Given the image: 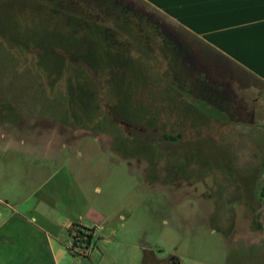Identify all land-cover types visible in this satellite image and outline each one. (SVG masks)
I'll use <instances>...</instances> for the list:
<instances>
[{
    "label": "rangeland",
    "instance_id": "rangeland-1",
    "mask_svg": "<svg viewBox=\"0 0 264 264\" xmlns=\"http://www.w3.org/2000/svg\"><path fill=\"white\" fill-rule=\"evenodd\" d=\"M105 13L76 0H0V143L10 144L0 145V193L16 191L14 206L35 195L83 224L74 245L95 242L99 264H262L264 88L229 86L248 118L207 104L201 89L192 104L172 87L174 49L195 60L174 23L153 11L175 32L171 52L136 15ZM66 39L90 67L54 49ZM199 135L206 144L179 141ZM198 144L215 157L208 171Z\"/></svg>",
    "mask_w": 264,
    "mask_h": 264
},
{
    "label": "crops",
    "instance_id": "crops-1",
    "mask_svg": "<svg viewBox=\"0 0 264 264\" xmlns=\"http://www.w3.org/2000/svg\"><path fill=\"white\" fill-rule=\"evenodd\" d=\"M143 1L179 26L184 36L180 47L187 52L193 46L194 61L209 76L228 85L241 84L242 89L254 80L264 88V0ZM236 70L242 75L232 78L229 71ZM16 193H0V264H99L90 258L95 242L85 250L74 245L76 230L87 227L52 204L39 203L34 193L32 205L26 200L11 205Z\"/></svg>",
    "mask_w": 264,
    "mask_h": 264
},
{
    "label": "flooded vegetation",
    "instance_id": "flooded-vegetation-1",
    "mask_svg": "<svg viewBox=\"0 0 264 264\" xmlns=\"http://www.w3.org/2000/svg\"><path fill=\"white\" fill-rule=\"evenodd\" d=\"M171 46H172V48H174L173 45H171ZM174 50H175V53L178 57V62L176 65H178V71L180 73V76H179L178 80H176L175 83H173V85H172L173 88H175L177 90L179 87V91L180 92L182 91V93L189 92V101L192 102V104L198 105L199 102L196 101V98H197L196 97V95H197L196 91L198 90V92H199L201 89L203 92H206V94L209 96L207 98L208 99L207 104H211V105L213 104V107L216 106L217 108H219V110H221V112L238 113L239 115H242L243 117H247V118H248V116H252V109L249 110L250 111V113H249V111H248L249 108L246 105H244V103L241 102L242 99L237 98V96H236L237 94H235L236 92L235 93L233 92L234 94L231 93L232 90L229 87L230 85H228L226 83L219 82V81L215 80L214 78H212L211 76H209L208 72H206V70H204L202 67H200L195 61L186 60V59H189L187 55L183 59H181L182 56L180 55V53H181L180 49H179V51L177 49H174ZM174 56H175V54H174ZM172 70L173 69H171V71ZM192 74H195L193 76V78L191 77ZM246 107H247V110H245ZM262 115H264L263 110H262ZM207 138H209V137H207ZM195 140H197V143L201 142L202 144H206L205 143L206 139L204 140L203 138H201L200 135L196 138H192V140H181L180 139L179 141L185 142L186 144H188V143L193 144V142ZM184 146H186V145H184ZM184 146H182V148L184 149V152H181L184 155H182L181 157H184L185 153H186L185 152L186 149L184 148ZM204 146L205 145H203L202 147H199V144H198V146H196L194 148H195V154H198L199 158L202 159L201 161L204 163V164L200 163L202 166L200 165L199 167H201V170H207L208 171L209 169H211V166L213 167L216 163L214 161L215 160L214 156H211L212 159L200 157V154H202V151H199V150L204 148ZM216 160H218V158ZM171 164L174 166V169L171 170V172H170V174L172 175V173L175 172L176 168H178V165L177 164L175 165V162H174V164H173V162H171ZM223 164H227V163L223 162ZM223 166H224V168L228 169V166H226V167H225V165H223ZM206 175L211 176L212 173L208 172L207 174L204 175V177ZM182 178H186V176H181V179ZM206 178H210V177H205V179ZM195 180H196V178H195ZM185 181L188 184H191V182H188L187 178ZM153 182L154 181H152V183ZM187 183L184 182L180 186L184 187V186L188 185ZM166 264H167V262H166Z\"/></svg>",
    "mask_w": 264,
    "mask_h": 264
},
{
    "label": "trees",
    "instance_id": "trees-1",
    "mask_svg": "<svg viewBox=\"0 0 264 264\" xmlns=\"http://www.w3.org/2000/svg\"><path fill=\"white\" fill-rule=\"evenodd\" d=\"M76 2L81 4V6L84 8L85 12L93 13L95 15H99V14L104 15V14H106L105 12H107V11L113 13L114 15L120 14L121 16H119V17H124V18H128V19L129 18H131V19L136 18L134 16V15H136L138 23L143 24L144 21L147 22L148 25L147 26L143 25V26H145L146 29L151 30L156 35V37H158L161 40L159 42L160 44H161V42L164 43L166 45V49L173 52V50L170 49V46H171L173 39H174L172 35L173 34L175 35V32H172L169 27H167L166 25H164L163 22L161 23L157 18L154 17L155 14H153V11H156V13L159 11L156 10L151 5L147 4L145 1H143V0H130V2H128V1H123V0H76ZM143 6L150 8V10L152 9V13H148L146 11H143ZM162 16L165 19L171 21L164 14H162ZM113 19H115V18H113ZM173 23H174L175 27H177V29L179 31V35H180V33H182V32L180 31L179 26L175 22H173ZM180 39H181V37H179V40ZM174 41L176 42L175 39H174ZM53 47H54V49H59L61 51V53L63 51L65 53V56H68V57L69 56L72 57V55L75 54L76 56L73 57V59L77 63H79L83 68H85V67L88 68L91 66V63L85 54H82L78 51H73L72 54H71V52H68V49L74 48L68 39H66L64 42H62V44L61 43H59V45L55 44ZM173 56H174V53L170 54L171 59L173 58V61L178 62V60L175 58V56L174 57ZM250 83L254 84V85H256V84L259 85V83L255 82L254 80H251ZM235 85H237L238 88L242 87L241 84H235ZM109 112H111L110 109H109ZM109 115H110L109 118L115 120V122H117V121L123 122V121L119 120L118 118H116L115 116H113L111 113H109L108 116ZM141 132H144V130ZM166 133L167 132L161 133V136L163 137V139H165V141L166 140L177 141V137H179L178 134H176L175 136H171V135L166 134ZM151 141H154V140L152 139ZM89 239H90V234H86V241H89ZM256 247L260 249L259 246H256ZM263 262H264V249L262 248V264H263Z\"/></svg>",
    "mask_w": 264,
    "mask_h": 264
},
{
    "label": "water",
    "instance_id": "water-1",
    "mask_svg": "<svg viewBox=\"0 0 264 264\" xmlns=\"http://www.w3.org/2000/svg\"><path fill=\"white\" fill-rule=\"evenodd\" d=\"M167 264H178V262L174 258H169Z\"/></svg>",
    "mask_w": 264,
    "mask_h": 264
},
{
    "label": "built area",
    "instance_id": "built-area-1",
    "mask_svg": "<svg viewBox=\"0 0 264 264\" xmlns=\"http://www.w3.org/2000/svg\"><path fill=\"white\" fill-rule=\"evenodd\" d=\"M76 237L74 238V241H75Z\"/></svg>",
    "mask_w": 264,
    "mask_h": 264
}]
</instances>
